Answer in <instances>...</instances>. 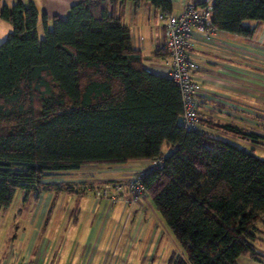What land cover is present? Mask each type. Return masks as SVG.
<instances>
[{
  "label": "trees",
  "instance_id": "obj_1",
  "mask_svg": "<svg viewBox=\"0 0 264 264\" xmlns=\"http://www.w3.org/2000/svg\"><path fill=\"white\" fill-rule=\"evenodd\" d=\"M124 1L80 0L40 37L35 1L0 0V18L14 26L0 42V209L19 189L77 188L45 180L59 171L163 156L143 184L182 248L169 264H240L242 256L264 264V157L184 128L179 86L128 43ZM149 1L172 13L171 0ZM248 20L264 21V0H215L216 29L253 37Z\"/></svg>",
  "mask_w": 264,
  "mask_h": 264
},
{
  "label": "crops",
  "instance_id": "obj_2",
  "mask_svg": "<svg viewBox=\"0 0 264 264\" xmlns=\"http://www.w3.org/2000/svg\"><path fill=\"white\" fill-rule=\"evenodd\" d=\"M23 1H35L39 20L43 15L50 26L55 15L66 17L80 0ZM171 1L172 12L178 14L193 0ZM119 11L129 32L128 43L142 51L146 68L169 75L165 57L154 55L167 39L159 9L149 0L139 5L125 0ZM246 23L255 25L253 37L221 29L209 39L197 34L192 57L199 64L195 78L203 87L200 115L207 133L233 138L256 153L264 151V21ZM13 31V24L0 18V42ZM213 122H232L258 136L234 135ZM170 151L168 147L166 154ZM148 164V160L104 164L83 176L45 178L74 184V189L17 191L10 206L0 209V264L8 260L23 264H169L181 247L147 192L124 190L114 203L100 192L105 181L125 179ZM253 260L244 258L242 263L240 258L239 262L261 264Z\"/></svg>",
  "mask_w": 264,
  "mask_h": 264
},
{
  "label": "built area",
  "instance_id": "obj_3",
  "mask_svg": "<svg viewBox=\"0 0 264 264\" xmlns=\"http://www.w3.org/2000/svg\"><path fill=\"white\" fill-rule=\"evenodd\" d=\"M215 0H193L178 14L165 10L159 11V17L165 25L167 39L163 48L167 50V64L169 75L179 86L181 91L183 113L181 124L187 131L207 133L200 115L201 82L195 78V71L199 64L193 59V48L197 34L204 39L212 38L216 33L213 26V8ZM164 157H157L147 168L138 170L125 179L107 180L100 188L101 195L111 203L121 199L124 190L144 193L143 178L148 171L163 165ZM1 264H23L21 262L5 261Z\"/></svg>",
  "mask_w": 264,
  "mask_h": 264
},
{
  "label": "rangeland",
  "instance_id": "obj_4",
  "mask_svg": "<svg viewBox=\"0 0 264 264\" xmlns=\"http://www.w3.org/2000/svg\"><path fill=\"white\" fill-rule=\"evenodd\" d=\"M16 1H17V0H2L3 3H8V4H13V3H15ZM248 21H249V20H248ZM52 22H53V20H51V21L49 22V25H50L49 27H50V28L52 27ZM246 22H247V21H246ZM152 25H153V26L155 25V22H154V21L152 22ZM45 26H46V24H45V22H44V20H43V15H41V18H40V20H39V24H38V33H39L40 37H43V36L45 35ZM154 28H155V26H154ZM3 40H4V39H3ZM3 40H2V41H3ZM2 41H1V42H2ZM224 139L230 140V141H232V142L238 144V142H237L235 139H233V138H224ZM238 145H240V144H238ZM256 153H257L258 155H260L261 157H264V151H262L261 149L256 150ZM145 162H147V160H145ZM104 166H106V165H104V164H87V165H83L82 167H80V168H78V169L64 170V171L56 172V173L52 174V176H53L55 179L60 178V179L64 180V179H67V178L70 177V176H83V175H87L86 172H88V171H93V170H97L98 168H102V167H104ZM54 175H56V176H54ZM20 190H22V189H19L18 192H19ZM23 191H24V190H23ZM11 203H12V202H11ZM11 203H10V204H11ZM16 203H17V202H16ZM9 206H10V205H9ZM7 207H8V206H7ZM7 207H6V208H7ZM6 208H3V209L6 210ZM263 237H264V234H263ZM260 249L264 252V240L262 241V243H261V245H260ZM179 253H182V248H181V250H179ZM240 258H241V262H242V263H245L244 258H249V257H244V256H242V257H240ZM253 262L256 263L255 260H253Z\"/></svg>",
  "mask_w": 264,
  "mask_h": 264
}]
</instances>
